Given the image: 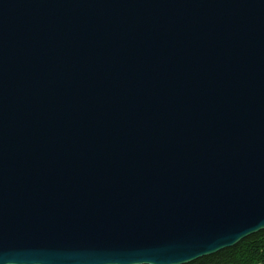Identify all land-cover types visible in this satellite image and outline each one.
<instances>
[{
    "label": "water",
    "instance_id": "water-1",
    "mask_svg": "<svg viewBox=\"0 0 264 264\" xmlns=\"http://www.w3.org/2000/svg\"><path fill=\"white\" fill-rule=\"evenodd\" d=\"M264 230V0H0V264H187Z\"/></svg>",
    "mask_w": 264,
    "mask_h": 264
},
{
    "label": "trees",
    "instance_id": "trees-1",
    "mask_svg": "<svg viewBox=\"0 0 264 264\" xmlns=\"http://www.w3.org/2000/svg\"><path fill=\"white\" fill-rule=\"evenodd\" d=\"M187 264H264V230L231 248Z\"/></svg>",
    "mask_w": 264,
    "mask_h": 264
}]
</instances>
